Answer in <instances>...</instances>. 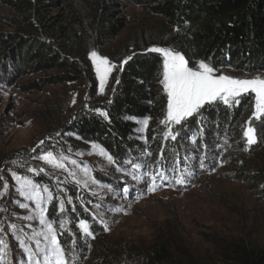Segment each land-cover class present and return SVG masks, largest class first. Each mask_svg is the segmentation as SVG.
Here are the masks:
<instances>
[{
  "label": "rangeland",
  "instance_id": "obj_1",
  "mask_svg": "<svg viewBox=\"0 0 264 264\" xmlns=\"http://www.w3.org/2000/svg\"><path fill=\"white\" fill-rule=\"evenodd\" d=\"M7 14L8 8L0 1V18ZM124 14L129 22L107 42L103 51L91 44L86 48L85 57L97 82L94 99H89L88 88L82 80L46 83L39 90L31 87V83L46 79L55 71L29 77L9 74L4 77L0 72V240L7 243V248L0 245L3 248L0 264H34L29 261L24 246L37 252L35 259L43 264L44 253L40 250L47 248L43 236L37 235L46 228L34 212V202L19 194L13 172L32 178L53 194V200L44 204L45 216L54 222L67 264H128L124 260L129 257L121 254L124 245L144 252L158 239L167 243L174 258L180 261L191 258L196 264H220L218 250L226 242L264 249V180H258L257 175L264 173V147L247 156L244 163L236 162V167L229 162L205 172L196 170L193 162L186 159L187 163L176 161L174 169L167 170L166 161L158 165L162 159L153 161L150 167L142 163L146 154L143 150L128 149L123 155H116L114 151L110 154L98 143L83 142L65 132V127L82 107L98 113L97 107L108 98L109 79L136 48L177 51L171 45L173 30L160 16L130 3ZM15 32L0 24V34ZM92 51L116 65L103 93L90 58ZM217 74L264 77L263 73L231 70L217 71ZM242 96H247L252 103L253 113L254 94ZM168 124L167 136L172 137L171 130L180 124ZM144 127L142 124L139 131L142 143ZM251 135L253 143L245 138L252 146L257 138L254 131ZM100 149L113 158L112 163L106 155L100 154ZM47 152L66 157L59 161L64 167L55 168L39 158ZM132 164L142 167L136 169ZM29 168L44 171L37 175L28 171ZM85 168L89 176L84 175ZM71 172L76 175H70ZM77 179L81 181L79 185ZM178 180L182 182L177 183ZM4 183L8 184L7 191ZM65 186L73 187L75 194L71 195ZM61 201L67 209L63 213L59 210ZM22 203L28 208H21ZM52 204L54 211L50 214ZM29 215L35 218L26 219ZM81 220L88 223L91 236L80 229Z\"/></svg>",
  "mask_w": 264,
  "mask_h": 264
},
{
  "label": "trees",
  "instance_id": "obj_2",
  "mask_svg": "<svg viewBox=\"0 0 264 264\" xmlns=\"http://www.w3.org/2000/svg\"><path fill=\"white\" fill-rule=\"evenodd\" d=\"M0 1L9 10L0 24L16 31L0 34V72L4 77H29L55 71L31 83L37 90L46 83L82 80L89 99H94L97 82L85 57L86 48L91 44L103 51L129 22L124 14L129 3L147 8L169 25L173 30L171 45L185 56L189 66L204 60L216 71L264 74V0ZM162 66L159 53L136 48L109 79L108 98L97 107L98 113L82 107L65 132L83 142L98 143L110 154L143 150L146 154L142 163L150 167L153 161L162 159L158 165L166 161L167 170L186 159L196 170L205 172L229 162L236 167V162L244 163L247 156L264 147V116L253 117L247 96H241L232 106L219 101L205 104L171 130L176 139L168 137L169 124L161 123L168 99L161 83ZM145 120L148 123L142 143L139 131ZM247 127L257 138L252 146L244 135ZM257 175L258 180H264V173ZM65 187L75 194L73 187ZM53 211L52 204L49 213ZM80 215L83 217L82 212ZM169 249L158 239L144 252L124 245L121 254L129 257L124 260L128 264H196L191 258H174ZM218 253L220 264H264V249L240 243L226 242Z\"/></svg>",
  "mask_w": 264,
  "mask_h": 264
},
{
  "label": "snow or ice",
  "instance_id": "obj_3",
  "mask_svg": "<svg viewBox=\"0 0 264 264\" xmlns=\"http://www.w3.org/2000/svg\"><path fill=\"white\" fill-rule=\"evenodd\" d=\"M151 51L163 55L161 83L168 99L166 117L161 123L181 124L187 118L197 113L205 104L219 101L227 106H232L233 104L239 103V98L244 94H254L255 110L253 117L260 118L264 116V77L257 75L252 78H237L225 74H217L216 69L204 60L197 61L194 66H189V61L180 52L168 48H153ZM90 58L100 81V92L103 93L109 76L116 65L111 64L107 57L100 56L96 51L90 53ZM122 63H127V59L122 61ZM101 114L104 115V113ZM143 123L147 124L148 121L145 120ZM253 131L249 127L244 133L248 139V143L254 142L251 135ZM172 139H176V136L172 135ZM41 143L43 142L41 141ZM94 147L97 146L94 145ZM100 154L106 155L109 163L113 162V158L107 155L103 149H100ZM39 158L55 168H63L64 165L59 161L66 159V157L62 156L56 157L52 152H47ZM72 163L75 164L76 161L73 160ZM132 167L139 169L142 165L132 164ZM28 171L38 175L44 169L37 170L29 168ZM70 175L75 176L76 173L71 172ZM84 175L89 176V170L87 168L84 169ZM148 175L151 174L149 173ZM12 177L19 185V194L26 200L34 202V212L38 216L40 224L46 228V231L37 234L42 235L43 239L47 242L46 250H40L44 253L43 264H67L64 249L58 239L56 229L53 228L54 222L46 219L45 216L47 209L44 207V204L53 200V194L46 186L42 187L38 182H35L28 176H19L13 172ZM135 179L140 180L141 178L135 177ZM180 182L182 181H177V183ZM76 183L79 185L81 181L77 179ZM87 183V180L84 181L85 185ZM3 188L7 191L8 184L4 183ZM68 203H72L71 198H68ZM20 207L27 209L28 205L22 203ZM59 210L62 213L67 211L63 201L60 202ZM34 218L32 215L26 217L29 220ZM12 227L15 228L16 225H12ZM79 227L86 235H92L86 221L81 220ZM39 244L40 241L37 240V247H39ZM0 245H3V248H7V243L3 240H0ZM21 245L24 246L23 240H21ZM3 248H0V251H3ZM24 251L29 254L30 262L41 264L40 260L35 259L38 255L37 252H33L27 246H24Z\"/></svg>",
  "mask_w": 264,
  "mask_h": 264
}]
</instances>
